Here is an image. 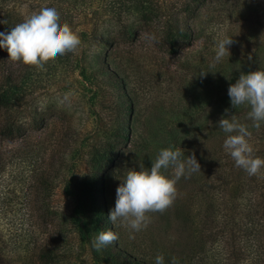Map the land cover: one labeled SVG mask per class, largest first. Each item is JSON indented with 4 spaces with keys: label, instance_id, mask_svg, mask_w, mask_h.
<instances>
[{
    "label": "rangeland",
    "instance_id": "rangeland-1",
    "mask_svg": "<svg viewBox=\"0 0 264 264\" xmlns=\"http://www.w3.org/2000/svg\"><path fill=\"white\" fill-rule=\"evenodd\" d=\"M59 1L20 0L8 9L10 20L17 24L26 15L53 4L60 15L66 13L72 20L69 26L81 44L74 56H68L70 52L57 56L43 69L13 62L7 51L0 49V74L24 71L36 89L21 115L30 125L25 138L16 142L0 139V214L22 221L34 235L32 244H49L59 254L60 264H134L136 260L155 264L157 255H163L164 264H171L173 258L176 264H199L204 255L207 264H214L215 258L220 261L238 248L240 238L231 241L230 247L222 233L200 235L191 228L201 217L198 208L204 202L202 196L219 192L214 174L222 171L198 153L210 154L226 138L217 126L226 117L218 114L211 118L209 108L217 100V96L212 97L216 95L211 84L214 71L222 67L223 77L232 80L222 85L225 89L241 72L264 70V0H207L192 16L181 12L184 0H68L62 1L61 7ZM75 1L79 5L73 8ZM189 26L194 40L180 53H170L169 37L178 39L177 31ZM146 37L155 39L150 42ZM225 37L234 41L229 46L230 55L216 62L217 42ZM107 43L111 47L106 48ZM106 59L109 70L116 71L127 89L131 114L121 108L115 77L101 65ZM120 117L130 120L131 142L121 150L117 166L105 174L111 209L116 188L128 168L139 170L140 164L150 168L159 151L175 140L192 141L189 156L194 153L201 166V172L176 183L174 203L163 213H150L146 229L132 233L117 221L121 249L128 252L122 257L117 255L115 244L100 251L93 248L98 231L88 240L81 235L71 217L74 200L67 193L73 178L83 174L91 146L114 139ZM236 118L249 126L250 143L259 156L264 151V122L257 129L251 127L247 113ZM209 120L212 123L206 127ZM222 156L230 155L224 150ZM162 171L172 177L171 169ZM236 171V177L229 178L227 196L230 182L239 178L247 194L263 185V168L254 176L241 168ZM39 177H44V185H39ZM200 242L206 246L205 254L199 255ZM18 260L20 255L10 263L19 264Z\"/></svg>",
    "mask_w": 264,
    "mask_h": 264
},
{
    "label": "trees",
    "instance_id": "trees-1",
    "mask_svg": "<svg viewBox=\"0 0 264 264\" xmlns=\"http://www.w3.org/2000/svg\"><path fill=\"white\" fill-rule=\"evenodd\" d=\"M18 1L20 0H0V20L6 21L5 24L0 23V31L8 32L16 25V22L10 20L8 9ZM43 1L46 2L48 0ZM62 1L67 2L68 0H60L59 7H61ZM206 2L207 0H184L181 4V12L192 16ZM77 3L75 1L73 8L79 5ZM49 6L54 7L53 4H49ZM117 15L121 18L118 12ZM60 17L62 24L67 23L69 25L72 23L66 13H62ZM70 28L72 29L71 26ZM176 35L178 39L169 37L168 40L170 53L172 54L180 53L188 42L194 40V30L189 26L178 30ZM178 41L180 44L177 43ZM111 45L107 43L106 48L111 47ZM67 55L74 56L75 54L70 52ZM101 65L106 68L105 72L107 74H112L115 77L120 97L123 101L121 108L131 114L132 103L125 85L122 81H119L120 78L115 70H109L108 59L101 60ZM224 73L225 69L221 67L220 70L214 71V78L211 77V84L216 87L212 89V93L216 94L212 95V97L217 96L216 102L212 105L213 107H209L211 109V118L218 114L226 118L231 115L238 117L249 111L247 106H240L236 109L232 107L228 96V87L222 89L223 84L231 83L232 80L228 82L223 77ZM30 77L24 71L16 74L15 71L10 70L0 74V139L3 141L16 142L21 140L25 138L30 129L29 123L21 116L36 91L35 88H32L33 82L30 81ZM225 109H228L227 114H225ZM211 123L209 120V125L206 123V127H210ZM113 131V140H105L104 144L98 142L91 146L88 159L84 162L86 167L84 172H82L83 174L80 177H74L67 190L70 198L74 200V209L71 217L78 223L80 233L87 238L86 240L89 239L90 234L94 231L111 230L118 236L115 224L108 219L111 208L107 196L105 174L117 166L121 158V150L131 142L129 134L131 131L130 120L120 117ZM225 139L223 138L221 145L210 154H206L203 151V153H198V156L205 155L211 162L218 164L216 165L217 169L222 171L213 173L217 177V182H219V192L216 195L214 194V196H210V194L202 196L203 200L201 201L204 202H201L198 208V214L201 217L197 219L195 228L193 226L191 228L199 232L198 234L200 235H204L209 231H211L213 236L222 233L224 237H228L227 245L230 247L233 245L231 241L235 242L240 238L238 248L232 249L225 257H221L220 261L215 258L214 264H218V262L219 264H238L241 261L247 264H264V180L260 188L247 194L246 189L242 188L241 178L238 177L237 182H230L232 183L230 184L232 188L227 196L228 181H232L229 178L231 179V176H235L238 167L235 166V162L230 156H222ZM179 141L175 140L170 147L173 150H181L183 153L181 158L186 160L192 151L193 142L184 140L181 143ZM200 149L203 150L202 148ZM258 157L264 159V151L260 152ZM38 182L39 185H44V177H39ZM256 191L259 192L257 200L254 199ZM5 229L7 233H5ZM33 237V233L31 231L28 232L24 228L22 221L9 220L0 214V264H7L9 257H11L9 259V264H11L10 260L18 255H20V260L17 261L19 264H60L59 254L52 250L49 244L37 245L36 242L32 244ZM200 243L197 254H205L206 243ZM112 244L117 247L115 249L118 256H127L128 252L121 249L119 236L118 240ZM206 260L204 255L198 259V262L199 264H207ZM139 263L136 260L134 264Z\"/></svg>",
    "mask_w": 264,
    "mask_h": 264
},
{
    "label": "clouds",
    "instance_id": "clouds-1",
    "mask_svg": "<svg viewBox=\"0 0 264 264\" xmlns=\"http://www.w3.org/2000/svg\"><path fill=\"white\" fill-rule=\"evenodd\" d=\"M0 23H6L0 20ZM150 42L154 37H146ZM234 43L231 37L220 39L216 45L215 61L230 55L229 46ZM81 39L67 23H61L60 12L56 7H42L38 11L26 15L8 32H0V49H5L13 62L25 66L43 69L44 64L69 52H76ZM208 73V72H206ZM202 73L201 76L206 75ZM228 96L233 108L247 106V119L252 121L251 127L259 129L264 122V70L241 72L235 83L228 87ZM228 109H225L227 114ZM217 126L226 134L224 150L235 162V166L243 169L249 176L260 173L264 168V159L254 154L250 143L249 126L241 123L235 115L221 118ZM181 150L171 147L159 151L151 167L143 164L136 168H128L115 193V206L110 210L108 219L126 226L132 233L146 229L151 222L150 213H163L172 206L176 197V183L183 177L201 172V166L195 154L182 160ZM172 170V177L166 176L162 170ZM130 239L134 235L130 234ZM118 236L111 230L100 231L92 241L95 250L100 251L116 242ZM155 264H164L163 255H157ZM171 264H176L175 258Z\"/></svg>",
    "mask_w": 264,
    "mask_h": 264
}]
</instances>
